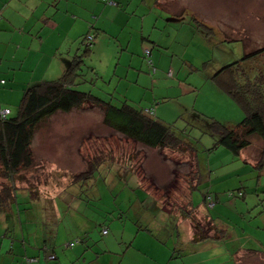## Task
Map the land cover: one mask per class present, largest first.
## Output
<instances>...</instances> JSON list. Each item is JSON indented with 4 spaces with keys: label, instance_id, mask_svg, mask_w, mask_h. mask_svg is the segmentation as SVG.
Masks as SVG:
<instances>
[{
    "label": "rangeland",
    "instance_id": "374dc122",
    "mask_svg": "<svg viewBox=\"0 0 264 264\" xmlns=\"http://www.w3.org/2000/svg\"><path fill=\"white\" fill-rule=\"evenodd\" d=\"M127 1L130 5L124 4L128 14L133 12L135 16L123 28L118 21L109 23L107 32L90 28L89 36H93V40L90 50L83 55L82 65L86 82L77 88L113 103L125 99L139 108H152L155 117L166 122L176 121L178 127L184 125L179 118L182 114L194 122L190 116L192 110L219 120H241L244 114L240 107L207 77L247 51L264 46V0H159V6L155 5L153 13L146 15L145 20V30L151 31L150 40L160 41L161 45L149 42L154 50V56L149 57L130 52L120 55L117 51V44L124 47L129 41L134 48L139 28L132 23H139L136 17L147 12L154 0ZM193 18L205 22L209 29L196 28ZM154 19L157 24L153 28ZM83 51L84 46L79 54ZM144 52L150 55L149 49ZM148 60L153 62L155 73L150 72ZM57 77L51 72L46 80ZM191 136H200L198 129L193 128ZM200 141L197 144L200 151L195 158L126 139L102 123L98 108L87 106L52 115L38 126L31 146L35 165L20 172L17 184L45 188L49 194L55 187L59 188V195L51 200V207L59 211V216L48 220L41 213L39 216L43 218L37 217L32 203L22 202L25 194L24 190H19V202L14 205L16 235L19 239L22 236L34 239L35 233L40 232L43 241L54 244L58 251L80 248L86 254L72 264H166L167 261L181 264L182 258L167 260L166 253L175 252L171 235L176 227L179 226L183 236L180 229L183 225L177 223V219H181L179 213L196 210L192 214L205 227L206 215L220 229H227L232 235L227 240L230 249L240 246L263 249L264 171L255 168V162L264 142L255 138L242 156H236L223 147L211 152L201 151L213 141L207 135H201ZM99 155L110 163L111 170L109 164L102 166L96 170L93 180L69 187L71 178L86 171L88 161ZM130 155H133V168L138 177H143L144 186L155 183L151 177L155 176L159 184L166 182L158 188L168 189L173 178L174 184L184 186L189 192L197 181L196 162L203 174L201 185L190 190L189 199L177 197L174 203L181 206L177 208L179 213L169 214L163 200L143 195L141 187L137 188V178L130 174L125 177L129 169L119 168L120 160ZM231 162L234 170L228 172L224 181L215 178L222 170L209 171L226 163L228 165L223 167L228 171ZM203 190L210 194L203 197ZM238 191L243 195H238ZM187 201L191 202V209ZM42 206L46 210V205ZM188 219L191 222V218ZM102 226L108 228V234H101ZM36 227L41 229L36 232ZM70 239L76 241L74 246L65 248ZM198 247L191 250L190 245L179 244L175 254L181 253L185 264H228L217 260L222 249L203 251Z\"/></svg>",
    "mask_w": 264,
    "mask_h": 264
},
{
    "label": "trees",
    "instance_id": "16d2710c",
    "mask_svg": "<svg viewBox=\"0 0 264 264\" xmlns=\"http://www.w3.org/2000/svg\"><path fill=\"white\" fill-rule=\"evenodd\" d=\"M108 1L116 3L113 0ZM153 4L159 6V0H154ZM193 20L197 24H195L196 28L204 26L205 30L209 29L205 22L195 18ZM208 34L206 32L207 37ZM91 41L92 37L88 35L82 38L81 42H89V45L84 47L82 54L76 55L69 61L60 76L27 86L23 90L16 108L12 111L7 108L9 113L4 118L0 117V210L12 208L17 204V191L21 190L17 184V181L21 179L20 172L35 165L31 146L38 126L42 121L57 113H68L73 109L87 106L98 108L102 113V123L126 139L146 147L164 149L182 155L188 154L195 158L200 151L197 144L201 142V135H207L213 141L210 147L201 151L211 152L223 147L236 156H239L242 150L250 147L253 144V139L259 138L264 142V46L247 51L241 58L221 66L207 77L213 81L219 91L227 94L240 107L244 114L241 120L236 122L219 120L192 110L190 116L194 118V122L188 120L187 117L184 118L182 114L179 118L184 122V125L178 127L176 121L166 122L155 117L152 108H139L125 99L119 103H113L91 91L77 88V85L86 82V77L82 73L83 55L90 50ZM143 54V57L150 56L145 52ZM152 63L151 60H148L150 72L155 73L157 70L152 69V67L155 68ZM0 83H4V80H1ZM193 128L198 129L200 136H191ZM133 160V155L126 156L125 159L120 160L119 168L129 169L125 177L130 174L137 178V188L140 186L141 192H145L144 188L149 189V184L144 186L143 177H138L133 168ZM88 162V169L71 178L70 184H67L69 187L81 181L93 180L96 170L102 166L109 164V170L112 167L101 155ZM199 168V164L196 162L194 173L196 172L195 176L201 183L203 174ZM255 168L264 171V148L260 151ZM151 177H153V182L158 185L157 187L166 183L159 184L160 181L154 179L155 176ZM139 180L143 184L140 185ZM170 181L172 183H169V186L176 180L172 178ZM28 189L32 197H37L38 193L35 188L29 186ZM209 194V191H203V197ZM238 195H243V192L238 191ZM164 196L165 194H162L158 198L162 200ZM152 198L156 200L157 197L152 196ZM180 207L178 205L177 208ZM187 212L183 213V216L191 218L192 242L196 243L207 238L216 240L225 238V230L220 229V226L214 223L211 217L204 216L207 219L206 228L205 224L203 225L194 217L193 211L189 212L188 210ZM144 229L148 231L147 228ZM101 234H108V228L102 226ZM75 242L70 239L64 246L71 248ZM50 256H53L54 259L49 260ZM174 256L172 254V257ZM32 259L37 262V258L32 257ZM45 259L49 264H58V258L54 252L47 254ZM26 264H28L27 261Z\"/></svg>",
    "mask_w": 264,
    "mask_h": 264
},
{
    "label": "crops",
    "instance_id": "0c3cea01",
    "mask_svg": "<svg viewBox=\"0 0 264 264\" xmlns=\"http://www.w3.org/2000/svg\"><path fill=\"white\" fill-rule=\"evenodd\" d=\"M100 1L0 0V81L4 80V83H0V110L7 108H10L11 111L14 110L19 104L23 90L29 85L46 80L49 73H56L57 76H60L69 61L79 55L81 47L89 45L87 42H81V40L86 35L89 36L92 26L107 32L109 23L118 21L121 23L119 27L123 28L127 22L134 19V13L130 12L128 14V8L124 4L126 2L130 5L129 1L114 0L116 3H109L110 5ZM153 8L154 4L149 7V12L146 10L147 12L142 13L141 17H136L139 19L137 20L139 21L137 25L135 21L132 23V26L139 28V31H136L137 37L134 48L130 46V41L124 47L117 44V51L120 55L130 52L139 56L143 55L144 50L149 49L151 56L154 54V50L152 46L150 47L149 42H153L154 46H161L160 41L150 40L152 37L151 31L145 30L146 15L153 13ZM155 24H157L156 19L152 22L153 28ZM96 33L98 34V32ZM129 40H132V37ZM99 42H101V39H99ZM242 152L243 150L239 156H242ZM225 165H228V163ZM225 165L209 171L214 173L222 170L219 176L215 178H220L224 181L229 175L228 172L234 170L232 162L228 171L223 167ZM140 182V185L143 184L142 181ZM151 184H149V189L144 188L145 192H142V194L157 198L165 194L162 200L165 202L164 206L169 214L173 212L179 213L178 205L174 203L177 201V197L186 196L189 199L190 190L198 189L201 185L197 179L196 183L190 186L191 188L187 192L184 186L180 188L177 184L171 185L167 189L168 191L161 188L162 191L157 186L155 187V183ZM19 187L24 190L25 194L21 197L22 202H31L37 217H41L39 215L42 213L48 220L57 219L59 211L51 207V200L59 195V188L55 187L56 189L54 188V191L50 194L45 188H35L38 195L37 197H32L31 194H27L29 190L27 187L21 185ZM219 191L223 193L222 190ZM215 195H217V192ZM139 197L140 195H138ZM187 203L191 209V205H189L191 202L187 201ZM43 204L46 205V210L42 206ZM18 209L17 205L16 210ZM192 211L196 212V210ZM15 214L14 206L0 210V264H26V258L32 257L37 258V262L34 264H44V262L47 264L45 258L51 252L56 254L58 264H72L80 256L86 254L80 248L63 252L56 250L54 244L43 241L40 232H38L40 227H36L35 231L38 234L36 235L35 233L34 239L31 237L25 238L24 236L19 239V236L16 235L18 227L15 222ZM179 216L181 219H177V223L183 225L182 228L180 227L183 236L179 233V226L178 228L176 227V231L171 235L175 252L178 250H176L177 245L188 244L191 246V250H196V246H199L198 248L201 247L203 251L222 249L221 255L218 256L219 259L217 260L228 264H264V248L258 251L241 246L230 249L227 245V240L231 239L232 235L227 232V229H224L226 232L225 240L207 238L196 243L192 242V224L181 213H179ZM36 223L39 222L36 221ZM157 244L161 245L160 242H157ZM224 246H226V249L223 248ZM165 258L167 260L182 258L179 263H186L181 253H177L172 257V254L169 255V252H167ZM168 262L170 261H167L166 264ZM174 263L176 264L177 262Z\"/></svg>",
    "mask_w": 264,
    "mask_h": 264
},
{
    "label": "built area",
    "instance_id": "2783aa9c",
    "mask_svg": "<svg viewBox=\"0 0 264 264\" xmlns=\"http://www.w3.org/2000/svg\"><path fill=\"white\" fill-rule=\"evenodd\" d=\"M101 1L108 2L110 4H113L112 1H108V0H101ZM146 54H148V52ZM8 113H9V110L8 109H3V110L0 111V117L1 118H4ZM209 206H212V204L210 203ZM53 259H54L53 256H50L49 257V260H53ZM26 261H27L28 264H32V263L35 262V259L29 258V259H26Z\"/></svg>",
    "mask_w": 264,
    "mask_h": 264
}]
</instances>
